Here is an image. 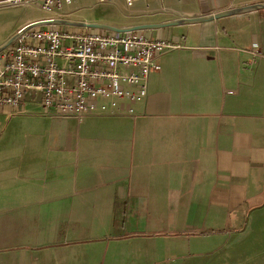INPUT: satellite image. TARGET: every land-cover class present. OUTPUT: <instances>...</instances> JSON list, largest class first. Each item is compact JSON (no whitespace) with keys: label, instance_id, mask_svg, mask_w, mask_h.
Here are the masks:
<instances>
[{"label":"crops","instance_id":"1","mask_svg":"<svg viewBox=\"0 0 264 264\" xmlns=\"http://www.w3.org/2000/svg\"><path fill=\"white\" fill-rule=\"evenodd\" d=\"M260 3L99 6L125 29ZM131 33L180 46L134 114L62 118L38 93L0 107V264H209L228 237L264 230V59L243 51L264 54V10Z\"/></svg>","mask_w":264,"mask_h":264},{"label":"built area","instance_id":"2","mask_svg":"<svg viewBox=\"0 0 264 264\" xmlns=\"http://www.w3.org/2000/svg\"><path fill=\"white\" fill-rule=\"evenodd\" d=\"M149 0H125L128 7ZM105 4L110 0H96ZM75 0H0V8L37 6L63 17ZM180 46L143 33L84 32L40 27L28 31L0 53V107L21 108L28 94H40L49 114L77 119L90 115L134 114L146 101L151 75L161 57ZM244 52L264 59L258 43Z\"/></svg>","mask_w":264,"mask_h":264},{"label":"rangeland","instance_id":"3","mask_svg":"<svg viewBox=\"0 0 264 264\" xmlns=\"http://www.w3.org/2000/svg\"><path fill=\"white\" fill-rule=\"evenodd\" d=\"M78 3H80L78 11L73 16L76 19H74L75 21L86 22L84 19L94 20L96 17H100L101 19L99 20L101 23L91 21H87L86 23L105 24L113 19H119L118 17L120 15L117 12L113 11V9H109L108 6H99L100 4H98L96 0H75L74 5L66 6L65 10H76ZM84 7L90 9H82ZM49 19L62 20L64 18L58 15L45 13L35 5L0 8V46L6 42L8 36L15 30H20L24 26L37 21ZM67 20H73L72 16L67 18ZM22 25L23 27H21ZM54 28L61 29L65 28V26H55ZM77 29L84 32H103L91 29ZM260 232L263 234L264 230H258L254 226L253 230L248 228L247 231L241 232V235L228 237L226 252L224 251L219 255L216 254L214 261L209 264H264V235ZM224 233L228 234L226 231Z\"/></svg>","mask_w":264,"mask_h":264},{"label":"water","instance_id":"4","mask_svg":"<svg viewBox=\"0 0 264 264\" xmlns=\"http://www.w3.org/2000/svg\"><path fill=\"white\" fill-rule=\"evenodd\" d=\"M264 10V3L260 4H253L246 7H240L236 9H231L227 11H222L219 13H215L213 15H208L206 17H200L195 19H181L177 21H172L163 25H147V26H138V27H131L125 29H119L107 25L102 24H91L86 22H79V21H70V20H60V19H49V20H42L37 21L31 24L26 25L22 29H20L15 35H13L8 41H6L3 45L0 46V53L9 48L13 45L19 37L23 34L27 33L30 30L40 28V27H73V28H81V29H91V30H100V31H107L111 33L117 34H125L131 33L134 31H142V30H154V29H162L165 27H172V26H181V25H190V24H197V23H205L209 21L219 20L226 17H240L245 16L247 14L255 13L258 11Z\"/></svg>","mask_w":264,"mask_h":264},{"label":"trees","instance_id":"5","mask_svg":"<svg viewBox=\"0 0 264 264\" xmlns=\"http://www.w3.org/2000/svg\"><path fill=\"white\" fill-rule=\"evenodd\" d=\"M225 231H219V232H217L218 234H225L224 233ZM228 231H226V233H227ZM204 234H211V233H202V232H193V233H191L190 235H192V236H197V235H204Z\"/></svg>","mask_w":264,"mask_h":264}]
</instances>
